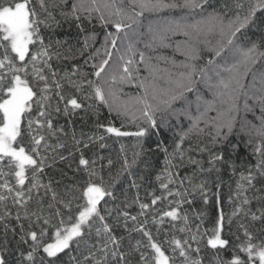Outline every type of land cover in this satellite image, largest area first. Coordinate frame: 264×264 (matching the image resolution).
Instances as JSON below:
<instances>
[{"label": "snow or ice", "instance_id": "1", "mask_svg": "<svg viewBox=\"0 0 264 264\" xmlns=\"http://www.w3.org/2000/svg\"><path fill=\"white\" fill-rule=\"evenodd\" d=\"M217 2L219 7L213 0H0V264H9V234L19 237L17 264H204V234L199 224L190 223L184 205L197 198L208 205L212 196L217 215L206 241L214 250L209 264H264V65L254 70L264 58V0ZM165 12L180 15L163 17ZM57 14L65 20L95 19L111 28L102 51L96 49L83 65L63 67L61 61L69 57L60 49L67 41L44 35L59 26ZM217 33L221 39L213 46L206 37ZM238 34L249 43H238ZM175 36L184 40L173 43ZM89 39L94 41L95 34L84 41L83 50ZM203 50L210 55L201 66L196 61ZM126 86H134L137 94L126 93ZM84 100L92 102L88 110L98 113L103 106L121 119V127L98 125L108 134L142 141L153 131L171 133V143H156L163 170L155 177L160 195L151 193L150 203L140 202L138 195L131 203L126 195L116 203L117 186L124 176L131 177L133 167L142 163L151 169L150 161L142 159V143L131 159L121 145L119 167L107 158L105 180V164L98 171L97 160L80 152L88 142L74 132L71 146L62 139L67 133L57 118L84 110ZM248 114L254 119L248 120ZM125 120L137 130L122 131ZM237 125L248 136L244 148H251L254 164L245 163L240 144L232 141ZM76 152L80 155L72 169ZM205 153L206 158H194ZM58 163L72 169L70 177L60 170L69 183L51 177L44 182L45 169ZM182 168L186 175H180ZM225 174L238 176L235 189L229 185L227 214L221 207ZM131 187H139L134 179ZM133 204L139 206L135 215L128 210ZM150 210L154 224L165 218L182 221L178 230L185 237L155 239L147 227ZM204 215L197 219L203 222ZM117 227L127 237L117 236ZM133 233L142 238L133 243ZM21 244L27 248L19 249Z\"/></svg>", "mask_w": 264, "mask_h": 264}, {"label": "trees", "instance_id": "2", "mask_svg": "<svg viewBox=\"0 0 264 264\" xmlns=\"http://www.w3.org/2000/svg\"><path fill=\"white\" fill-rule=\"evenodd\" d=\"M223 0H220V3H222ZM213 3L216 4L217 7H219V3L217 0H213ZM163 17H169L172 15H180V13H169L165 12L161 14ZM198 18V17H197ZM57 19L60 21L59 26L53 25V28L51 30H45L44 35L46 37H51L53 40H60V41H67L66 44L63 45V47L60 49L62 52H64L66 55H68L67 60L61 61V64L63 67H68L73 63L77 64H84V61L89 58L90 55H92L96 49H101L102 51V44L104 41L105 33L106 31H111V28H104L100 25V23L97 20H93L92 23H89L87 20L82 21H75L71 18L65 20L63 17L59 16L57 14ZM80 25L83 28V31H81V27H78L77 25ZM247 35L252 37V40H257L258 36H255L252 34L251 30H246ZM92 34H95V40H88L89 47L87 50H83L84 41ZM239 40L238 43L242 44H248L249 41L245 40L244 36L241 34H238ZM204 39V37H202ZM209 41H211V45L215 46L217 44V41L221 39L219 34H213L206 37ZM183 36H175L172 37V42L175 43L177 41H183ZM71 48V52H67V49ZM201 48L203 49L204 46L201 45ZM80 50H83V55L80 54ZM264 51V48L261 49ZM160 52L164 55L172 56L173 52L171 49H162ZM155 55V53H153ZM202 59L199 61H196L198 65H203L205 60L209 57L210 53H208L206 50H203L202 53ZM226 56H229L230 54L225 53ZM75 57V59H73ZM177 60H182L183 57L180 56L178 53L175 57ZM220 63H223L224 61L221 59L219 61ZM261 65H264V58L260 60V62L256 65L254 70L260 69ZM91 69L87 66H85V71H90ZM251 79V77H249ZM200 90L203 92V85L198 86ZM125 92L128 93L131 96H135L137 94V89L134 86H126ZM206 98L210 99L211 97L206 93L203 92ZM195 93H192L189 95V99L195 100ZM83 99V97H80ZM127 99V97H125ZM89 103H92L91 101L84 100L85 109L84 110H77L75 115L64 117L63 115L59 116L58 123L61 125H64L65 131L67 133L66 136H63L62 139L66 140L71 146L72 144V134L75 133L76 137L83 138L86 142H88V147L84 148L83 145L80 146V152H83V155L85 158L90 159H96L97 160V170L99 171V166L101 163L105 164V169L103 171V175L105 177V180L108 179V170L106 167V160L107 158H112L116 164V167H119L120 159L122 157V153L120 151L121 145L124 146V153L127 154L129 159L132 158L133 152L140 151V144H143V148L145 150V155L142 157V159H147L151 163V169L147 170L144 168L143 164L141 163L139 166H135L131 169V177L124 176L117 186V196L118 200L116 201L117 204H120V201L124 199V195L127 196L128 201L131 203L138 195L140 202L143 203H150V200L152 198L151 193L155 192L156 195H160V189H159V182L156 181L155 177L157 174H160L163 170V154L156 150V143L158 141H165L167 143H171L170 137L171 133L163 132L160 134H157L156 132H151V134L145 138L142 139V141L137 140L136 137L133 136H124V137H116L113 134H108L105 132L104 129L99 128V124L109 125L111 123L112 126L115 127H121V119L117 118L115 114L109 115L107 108H104L103 106L99 107L98 113H94L91 110L87 109V105ZM193 111H195V104H193ZM210 115H215V113H210ZM243 112H241V116H243ZM248 120H253V116L251 114H248L247 116ZM67 121H71L68 123ZM124 127L121 128L122 131H128V132H134L136 131V126L129 123L127 120L124 121ZM83 134V136H82ZM103 135L105 139L103 141L100 140H93L88 141V137H98ZM248 139V136L244 135L243 132L240 130V126L237 125L236 133L232 137V141L234 143H239L241 146V152L240 157L245 161L246 164H254L256 161V157L251 155V148H248L245 150L244 144L245 141ZM104 144L105 147H101L100 145ZM188 145L185 144V147ZM148 149H151V151H148ZM171 150V149H170ZM80 152H76L75 158L71 160L72 163V169L76 167V163L78 161ZM66 154V153H65ZM99 157H104V161H100ZM207 154L205 153L203 157L194 154V158L202 159L206 158ZM192 166H187V171H191ZM63 170L67 173V175L70 177L73 175L72 169H69L67 167L66 163H58L55 165L54 168H46L45 173L42 177L44 182H48V179L51 177L53 181L60 180L63 183H69V180L67 178H64L61 176L60 170ZM115 171V169H113ZM187 172L182 168L180 169V175H186ZM82 175V173H81ZM134 179L136 181V184L139 186L138 188L131 187V180ZM225 184L221 189V207H223L225 213H229L231 211L228 203H227V197L230 192L229 185H231V190L235 189V181L238 179L237 177L229 178L228 174H225L223 177ZM56 187V185H53ZM59 190V189H58ZM214 191V190H213ZM123 193V194H122ZM211 195V194H210ZM171 199V198H170ZM166 203V202H165ZM103 204V202H102ZM111 207V205H109ZM157 208H164V205L158 204L156 206ZM131 214L135 215L139 211V206L137 204H133L130 209H128ZM184 210H186L189 213L190 223L195 226L197 224L200 225V231L203 235V238L200 240V247L203 249V255L205 256L204 264H209V261L212 258L213 251L210 248L206 247V241L211 235V229L214 226V219L217 215V206H216V198L215 196H212L209 204L204 205L202 201L197 198L196 201L191 205H184ZM205 213V215L202 218V221L200 219H197V214L199 213ZM154 215V211L150 210L147 215V219L149 221L147 227L152 231L153 236L157 240H165V239H171L173 236L176 238H184L185 233L179 232V228L183 227L182 221H176L172 222L169 218H165L163 223H152V218ZM141 220L144 218L141 217ZM158 219V217H157ZM111 222V220L109 221ZM14 223V222H13ZM131 225V222H129ZM27 224V222H25ZM173 224H175V228H173ZM157 229H159V233L157 234ZM227 230V229H226ZM233 231H235V225H233ZM206 233V234H205ZM115 234L117 236L124 235L127 237V233L124 231L122 227H117L115 229ZM139 233H133L132 234V242L135 243V240L141 239ZM2 236H0V241H2ZM19 237L16 236L13 238L11 234H9V248L11 249L10 253L7 255V259L9 260V264H17V260L19 259V251L17 250V245L15 243L16 240H18ZM125 245H127L128 241L127 238L125 239ZM167 247V245H165ZM27 245H19V249L23 250L26 249ZM221 255H224L221 253Z\"/></svg>", "mask_w": 264, "mask_h": 264}]
</instances>
